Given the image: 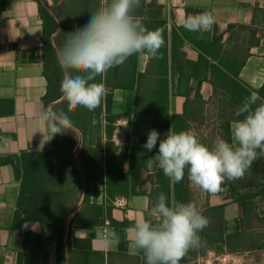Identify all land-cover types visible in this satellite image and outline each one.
I'll return each mask as SVG.
<instances>
[{"label":"crops","instance_id":"obj_1","mask_svg":"<svg viewBox=\"0 0 264 264\" xmlns=\"http://www.w3.org/2000/svg\"><path fill=\"white\" fill-rule=\"evenodd\" d=\"M38 2L55 19L51 43L57 54L105 0H0V264H145L127 231L141 215L147 217L161 190L160 168L148 164L159 140L151 152L143 145L162 124L191 131L209 147L217 137L232 142V126L242 119L236 116L241 96L264 84V0H141L133 14L149 30L161 32L159 58L133 54L98 75L95 82L104 84L100 103L92 109L98 116L84 107L70 111L63 95L45 103ZM203 13L215 19L210 31L183 27L188 16ZM47 108L65 112L74 125L72 159L78 175L69 181L62 171L45 185L52 197L42 199L33 194L34 163L53 167L57 157L52 134L45 131L44 138L36 120ZM123 148H137L146 158L115 167L116 178L127 176L128 191L112 198L106 164ZM185 171L187 203H194L209 225L220 220L224 234L239 231L233 186L199 198L200 189ZM170 190L174 200L172 181ZM218 206H223L222 216L215 219L207 210ZM50 221H57L61 237ZM106 230H115L119 243H108ZM199 235L203 245L190 249L179 264H201L208 254L217 259Z\"/></svg>","mask_w":264,"mask_h":264},{"label":"clouds","instance_id":"obj_2","mask_svg":"<svg viewBox=\"0 0 264 264\" xmlns=\"http://www.w3.org/2000/svg\"><path fill=\"white\" fill-rule=\"evenodd\" d=\"M140 3L141 0H105L57 51L63 70L60 90L70 111L96 108L104 94V84L95 82L96 77L123 65L133 54L159 58L164 44L162 34L149 30L133 14ZM214 23L211 13H203L188 16L183 27L204 32L210 31ZM236 116L242 119L232 126V142L217 137L211 147L191 131L176 132L172 127L161 139L155 129L151 130L143 147L151 152L158 140L159 147L158 153L148 159L149 167L155 163L173 183L183 180L187 169L191 184L209 193L219 192L225 180L243 178L257 158V150L264 156V98L252 91L238 107ZM36 120L44 138L45 131L52 138L74 127L65 112L52 108L39 111ZM208 225V218L194 203L170 200L160 193L147 217L141 215L127 231L133 247L143 252L145 264H179L190 249L203 245L199 233ZM106 240L119 243V236L115 230H106Z\"/></svg>","mask_w":264,"mask_h":264},{"label":"trees","instance_id":"obj_3","mask_svg":"<svg viewBox=\"0 0 264 264\" xmlns=\"http://www.w3.org/2000/svg\"><path fill=\"white\" fill-rule=\"evenodd\" d=\"M52 11L55 13L53 8ZM39 13L42 18L43 74L47 81V91L44 100L45 103H48L62 97L60 87L63 70L51 43V37L56 30L55 19L40 3ZM256 91L264 98V84ZM248 96L249 94L241 96L242 99L238 103L242 104L243 100ZM108 111L109 106L107 104L106 112ZM91 112L98 116V111L91 110ZM163 115V119L166 120L167 113ZM158 131L160 138L163 139L169 131L168 124L158 126ZM76 142L77 136L73 130H65V132L53 136L54 150L52 153L57 154L53 167L51 164L47 165L40 161L35 162L33 166L32 183L34 185L33 194L35 196L42 197V199L45 197L51 198L52 193L45 189V185L47 182L50 183L56 176L60 177L62 171H64L65 180L70 181L73 176L76 177L78 175V170L72 159V151ZM257 151V158L253 161L250 170L245 173L243 178L228 181V184L233 186V201L237 203L239 208V231L224 234L220 220H217L214 224H210L208 233L205 230L201 232L207 240L206 251L214 250L218 255L223 254L225 251L231 254H241L258 251L264 247V156L259 155V150ZM48 155H51V153ZM145 158L139 155L137 148H123L121 155H113L111 158H108L106 164L108 169L107 194L110 197L113 198L114 195H126L128 191L127 176L122 175L116 178L113 172L115 167L125 160L132 163L139 162ZM158 177L161 184L160 193H163L171 200L170 179L164 175L162 169H159ZM185 181L186 171L183 180L179 183H174L173 198L177 202L187 203L190 196L189 190L185 187ZM69 192L71 193L72 190L70 189ZM66 194L69 193L66 192ZM222 211L223 206L207 210L208 214H212L215 219H219L222 216ZM66 214H68V210H66ZM56 224L57 221L49 222V226L56 230L58 236L61 237L62 230L61 228L56 229ZM216 244H218V247H216Z\"/></svg>","mask_w":264,"mask_h":264},{"label":"rangeland","instance_id":"obj_4","mask_svg":"<svg viewBox=\"0 0 264 264\" xmlns=\"http://www.w3.org/2000/svg\"><path fill=\"white\" fill-rule=\"evenodd\" d=\"M56 7V4H54ZM229 180H225L221 187L228 186ZM199 192V198H205L207 191L201 190ZM231 224V223H230ZM227 228H231L227 223ZM214 255L208 254L207 257L201 262V264H264V247L258 251H251L241 254H231L228 251H225L223 254L217 256V259L213 258Z\"/></svg>","mask_w":264,"mask_h":264},{"label":"built area","instance_id":"obj_5","mask_svg":"<svg viewBox=\"0 0 264 264\" xmlns=\"http://www.w3.org/2000/svg\"><path fill=\"white\" fill-rule=\"evenodd\" d=\"M116 205H117V206H123L124 203H123L122 201H117V202H116Z\"/></svg>","mask_w":264,"mask_h":264}]
</instances>
